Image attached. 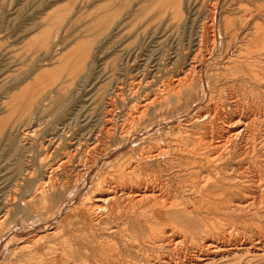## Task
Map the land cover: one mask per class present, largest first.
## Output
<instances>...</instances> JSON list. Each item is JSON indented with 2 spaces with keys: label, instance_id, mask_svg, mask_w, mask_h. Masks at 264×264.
Segmentation results:
<instances>
[{
  "label": "bare ground",
  "instance_id": "obj_1",
  "mask_svg": "<svg viewBox=\"0 0 264 264\" xmlns=\"http://www.w3.org/2000/svg\"><path fill=\"white\" fill-rule=\"evenodd\" d=\"M207 1L192 58L182 45L174 61L166 40L158 57L153 52L138 63L140 47L131 60L136 66L123 75L130 58L120 61L123 67L107 63L108 90L97 92L90 110L76 106L73 122L64 123L69 134L57 144L46 139L42 157L28 140L36 134L29 130L33 119L1 131L0 151H8L13 172L0 202V264L264 261V0ZM238 1L236 17L222 25V12ZM162 11L179 20L177 30L186 20L182 0ZM214 50L222 68L211 62ZM63 90L57 112L71 101ZM19 100L5 104L11 113L24 107ZM49 107L37 105L34 117H46ZM145 236L169 253L153 247L152 257L140 253L137 260L130 250L147 252L140 248Z\"/></svg>",
  "mask_w": 264,
  "mask_h": 264
},
{
  "label": "rangeland",
  "instance_id": "obj_2",
  "mask_svg": "<svg viewBox=\"0 0 264 264\" xmlns=\"http://www.w3.org/2000/svg\"><path fill=\"white\" fill-rule=\"evenodd\" d=\"M158 1L115 0L114 4L111 5L108 3L109 0H0V135L4 130H8V126L12 122L25 125L29 119H33L31 122L33 125L31 124L29 130L30 133L35 132L36 134L34 133L35 137H30L31 139L28 140L34 144L33 148L36 155L42 157V149L39 146L42 143L45 145L46 139H52L57 144L59 138L65 139L69 134L68 128L64 129V123L73 122L76 116V106L84 104L90 110L96 103L97 92L103 89L108 90L107 70L104 71L107 63L119 61L121 65L120 61L123 62L124 59L130 58L129 63L123 62L127 68L122 72L123 75L129 70L128 67L136 66L131 61L136 53L143 49V52L138 54V63H141L150 54L152 55L153 52L155 57H158L166 40H168L169 55L174 61L178 58L177 49L182 45H186L182 52H188L192 58L201 46L199 42L201 40L202 22L208 16V1L182 0V8L185 12L184 19L186 18V20L181 22L182 26L178 30L177 22L179 20L173 16L171 11H167L164 15L162 11L174 0H163V4L159 3L160 5L157 6ZM239 6L241 4L238 1L233 6L236 10L233 9V11L226 13L222 12L223 9H219L220 6H218L215 11L217 10V15L219 14L220 17L222 12L220 23L222 25L225 23V17H236ZM55 25L57 26L55 27ZM143 31L145 34H142ZM42 33L46 34L42 36ZM54 35H58L55 43L52 38ZM140 47L141 49H139ZM215 51H212V56H215L217 61L212 57L211 62L222 68L224 61L222 55L219 54V51ZM151 65L148 70L155 68L154 63ZM88 71H92L93 74L100 75V77L95 80L93 74L88 75ZM136 73L138 74L137 70L132 72L133 75ZM128 74H131L130 71ZM128 78L129 76L123 79L126 84L122 95L125 94L126 97L123 98L122 96V99L126 102L130 100L128 84L131 80ZM62 90L65 95L71 97L68 106L70 110L62 109L57 112L59 92ZM53 96L57 97L54 98ZM16 97L20 99L19 102H26L22 109H17L16 113H11L5 104L11 103L10 100ZM36 103L42 109L50 106L47 113L49 116L43 115L36 119L34 117ZM119 111L120 115L127 112L126 109L122 112ZM121 121L120 117L119 124ZM69 125L67 126L69 127ZM33 128L37 130L34 129L33 131ZM7 156L8 151H0V202L7 198L8 191L12 188L13 167L12 161H9ZM71 173L72 171L69 175ZM64 175L65 173L60 176ZM42 177L44 178V174H36L38 180ZM102 193L96 194L99 196L107 194ZM1 215L0 213V220L2 219ZM7 225L12 230L16 227L14 222ZM145 238L146 241H142L144 247L142 245L140 248H148L147 252L139 250L138 247V249L132 248L133 250H130V254H135L137 260L142 257L141 254L145 253L152 257L151 254L154 255L152 249L154 248L161 253H169L168 248L167 250L166 248L159 250L158 245L152 246V243L147 239L148 237L145 236ZM223 258L214 260V263L220 264L230 260L228 257H226L227 259ZM262 262L264 261L254 260L252 264H264ZM91 263L98 264L94 261ZM214 263L210 262V264Z\"/></svg>",
  "mask_w": 264,
  "mask_h": 264
}]
</instances>
